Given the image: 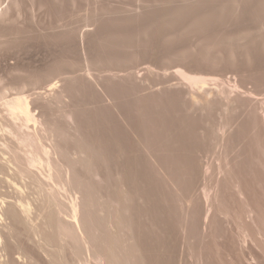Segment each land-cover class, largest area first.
<instances>
[{"label":"rangeland","instance_id":"rangeland-1","mask_svg":"<svg viewBox=\"0 0 264 264\" xmlns=\"http://www.w3.org/2000/svg\"><path fill=\"white\" fill-rule=\"evenodd\" d=\"M149 1L0 0V99L54 155L0 170V264H264V0Z\"/></svg>","mask_w":264,"mask_h":264},{"label":"bare ground","instance_id":"bare-ground-1","mask_svg":"<svg viewBox=\"0 0 264 264\" xmlns=\"http://www.w3.org/2000/svg\"><path fill=\"white\" fill-rule=\"evenodd\" d=\"M121 1V0H120ZM124 1V0H123ZM129 1V0H128ZM148 1V0H147ZM151 1V0H150ZM150 1H149V3H150ZM200 1V0H199ZM221 1V0H220ZM234 1V0H233ZM242 1V0H241ZM256 1V0H255ZM259 1H261V0H259ZM263 1V0H262ZM118 2V1H117ZM145 2V1H144ZM162 2V1H161ZM172 2V1H171ZM202 2V1H201ZM208 2H209V0H208ZM211 2V1H210ZM219 2V1H218ZM232 2V1H231ZM235 2V1H234ZM248 2V1H247ZM130 3H132V0H131V2ZM170 3V2H169ZM196 3V2H195ZM204 3H205V1H204ZM251 3H252V0H251ZM250 3V4H251ZM156 4V3H155ZM159 4V3H158ZM161 4V3H160ZM179 4V3H178ZM192 4V3H191ZM198 4H199V2H198ZM211 4H212V2H211ZM245 4V3H244ZM260 4V3H259ZM133 5V4H132ZM135 5V4H134ZM166 5V4H165ZM180 5H181V3H180ZM183 5V4H182ZM201 6L203 5V4H200ZM199 5V6H200ZM208 5V4H207ZM228 5V4H227ZM195 6V5H194ZM199 6H196L197 8L199 7ZM115 7V6H114ZM133 7V6H132ZM186 7V6H185ZM206 6H204V8H205ZM229 7V6H228ZM227 7V8H228ZM245 7V6H244ZM264 7V6H263ZM138 8V7H137ZM167 8V7H166ZM168 8H169V6H168ZM182 8V7H181ZM224 8V7H223ZM226 8V7H225ZM226 8V9H227ZM246 8H247V5H246ZM251 8V7H250ZM141 9V8H140ZM193 9V8H192ZM191 9V10H192ZM199 9V8H198ZM201 9V8H200ZM213 9V8H212ZM221 9V8H220ZM230 9V8H229ZM181 10V9H180ZM190 10V11H191ZM208 10V9H207ZM211 10V9H210ZM215 10V9H214ZM225 10V9H224ZM259 10V9H258ZM170 11V10H169ZM179 11V10H178ZM193 11V10H192ZM237 11V10H236ZM254 11V10H253ZM172 12V11H171ZM170 12V13H171ZM186 12H189L188 10H186ZM200 12V11H199ZM204 12V11H203ZM208 12V11H207ZM216 12V11H215ZM230 12H232V11H230ZM250 12V11H249ZM173 13V12H172ZM220 13V12H219ZM218 13V14H219ZM187 14H189V13H187ZM186 14V15H187ZM193 14H196V13H193ZM204 14V13H203ZM209 14V13H208ZM215 14V13H214ZM213 14V15H214ZM231 14H233V13H231ZM250 14H253V13H250ZM129 15V14H128ZM143 15V14H142ZM237 15V14H236ZM247 15H249V14H247ZM255 15H256V13H255ZM177 16V15H176ZM218 16V15H217ZM232 16V15H231ZM244 16V15H243ZM253 16H254V14H253ZM259 16V15H258ZM257 16V17H258ZM140 17V16H139ZM144 17V16H143ZM167 17V16H166ZM165 17V18H166ZM171 17V16H170ZM205 17V16H204ZM207 17V16H206ZM212 17V16H211ZM220 17V16H219ZM241 17V16H240ZM261 17V16H260ZM182 18V17H181ZM217 18V17H216ZM126 19V18H125ZM141 19V18H140ZM147 19V18H146ZM145 19V20H146ZM225 19H227V18H225ZM234 19H236V18H234ZM255 19V18H254ZM257 19V18H256ZM170 20V19H169ZM182 20V19H181ZM238 20V19H237ZM237 20H236V22H237ZM264 20V19H263ZM128 21V20H127ZM156 21V20H155ZM224 21H226V20H224ZM248 21H249V19H248ZM251 21V20H250ZM259 21V20H258ZM172 22V21H171ZM177 22V21H176ZM182 22V21H181ZM199 22V21H198ZM207 22V21H206ZM257 21H255V23H256ZM142 23H144V22H142ZM150 23V22H149ZM154 23V22H153ZM156 23V22H155ZM173 23V22H172ZM196 23V22H195ZM130 24V23H129ZM152 24V23H151ZM190 24V23H189ZM243 24V23H242ZM245 24V23H244ZM243 24V25H244ZM137 25V24H136ZM150 25V24H149ZM188 25V24H187ZM193 25V24H192ZM203 25H205L204 23H203ZM211 25V24H210ZM231 25V24H230ZM234 25V24H233ZM171 26V25H170ZM178 26V25H177ZM206 26V25H205ZM212 26V25H211ZM239 26V25H238ZM176 27V26H175ZM174 27V28H175ZM185 27V26H184ZM184 27H183V30H184ZM202 27V26H201ZM209 27V26H208ZM215 27V26H214ZM237 27V26H236ZM235 27V28H236ZM241 27V26H240ZM243 27V26H242ZM102 28V27H101ZM137 28V27H136ZM142 28V27H141ZM155 28V27H154ZM187 28V27H186ZM204 28V27H203ZM223 28V27H222ZM230 28H233V27H230ZM229 28V29H230ZM120 29V28H119ZM133 29V28H132ZM134 29H135V27H134ZM146 29V28H145ZM151 29V28H150ZM172 29V28H171ZM199 29V28H198ZM197 29V30H198ZM201 29V28H200ZM218 29V28H217ZM165 30V29H164ZM170 30V29H169ZM178 30V29H177ZM177 30H175V31H177ZM182 30V29H181ZM220 30V29H219ZM232 30V29H231ZM144 31V30H143ZM157 31V30H156ZM189 31V30H188ZM204 31V30H203ZM213 31V30H212ZM223 31V30H222ZM225 31H226V29H225ZM178 32V31H177ZM184 32H185V30H184ZM192 32V31H191ZM220 32V31H219ZM224 32V31H223ZM259 32V31H258ZM163 33V32H162ZM162 33H160V34H162ZM170 33H172V32H170ZM174 33V32H173ZM222 33V32H221ZM234 33H236V32H234ZM164 34V33H163ZM175 34V33H174ZM233 34V33H232ZM169 35V34H168ZM180 35V34H179ZM190 35V34H189ZM196 35V34H195ZM177 36V35H176ZM202 36V35H201ZM223 36V35H222ZM234 36V35H233ZM257 36V35H256ZM262 36V35H261ZM150 37V36H149ZM155 37V36H154ZM184 37V36H183ZM189 37V36H188ZM190 37H191V35H190ZM212 37V36H211ZM220 37V36H219ZM229 37V36H228ZM185 38V37H184ZM200 38V37H199ZM210 38V37H209ZM221 38V37H220ZM233 38V37H232ZM238 38V37H237ZM255 38V37H254ZM151 39V38H150ZM153 39V38H152ZM155 39V38H154ZM157 39V38H156ZM159 39V38H158ZM161 39V38H160ZM180 39V38H179ZM197 39V38H196ZM234 39V38H233ZM262 39V38H261ZM189 40V39H188ZM204 40V39H203ZM209 40H211V38L209 39ZM238 40V39H237ZM202 41V40H201ZM215 41H216V39H215ZM254 41V40H253ZM262 41V40H261ZM206 42V41H205ZM210 42V41H209ZM224 42V41H223ZM245 42H247V40L245 41ZM251 42V41H250ZM173 43V42H172ZM189 43V42H188ZM187 43V44H188ZM200 43V42H199ZM219 43H221V42H219ZM255 43V42H254ZM190 44V43H189ZM211 44H213V43H211ZM229 44V43H228ZM230 44H231V42H230ZM243 44V43H242ZM258 43H256V45H257ZM264 44V43H263ZM151 45V44H150ZM200 45V44H199ZM214 45H216V44H214ZM187 46V45H186ZM207 46V45H206ZM226 46V45H225ZM253 46V45H252ZM238 47V46H237ZM239 47H241V46H239ZM246 47V46H245ZM244 47V48H245ZM250 47V46H249ZM209 48V47H208ZM227 48V47H226ZM218 49V48H217ZM257 49H258V47H257ZM228 50V49H227ZM226 50V51H227ZM256 50V49H255ZM262 50V49H261ZM264 50V49H263ZM240 51H241V49H240ZM259 52V51H258ZM233 53V52H232ZM261 53V52H260ZM244 54V53H243ZM255 54V53H254ZM235 55H236V53H235ZM241 55V54H240ZM249 55V54H248ZM237 56V55H236ZM254 56V55H253ZM264 56V55H263ZM247 57V56H246ZM251 57V56H250ZM256 57V56H255ZM229 58V57H228ZM249 58V57H248ZM259 58V57H258ZM260 58H262V57H260ZM264 58V57H263ZM249 61V60H248ZM252 61H253V59H252ZM233 62V61H232ZM234 64H235V62H234ZM261 64H262V62H261ZM240 65V64H239ZM248 65V64H247ZM253 65H255V64H253ZM263 65V64H262ZM238 66V65H237ZM235 67V66H234ZM246 67V66H245ZM248 67V66H247ZM250 67V66H249ZM261 67V66H260ZM263 67H264V65H263ZM262 67V68H263ZM239 68V67H238ZM259 70V69H258ZM261 70H263V69H261ZM184 71V70H183ZM182 70H178V72H179V75L187 82V83H189L190 85H192V86H198V85H204V84H206V82H207V78H205V77H203V76H200V75H192V74H189V73H186V72H183ZM259 75V74H258ZM262 76V75H261ZM260 76V77H261ZM56 85V84H55ZM53 89V88H52ZM11 97V98H10ZM37 97H39V96H37ZM42 97V96H41ZM0 106L1 107H3L4 108V111H6L5 113L7 114V116H6V118L8 117V119H5V117L4 118H2V119H5V121L6 120H8V122H9V124H8V122H7V124L8 125H6V123H5V126H3L4 125V123H2L3 125H1L2 127V129H3V127H6L7 128V130H6V132H5V134H8V136L10 135V137L13 139H11L12 141H15V143L14 144H7V145H5V148H3V149H1L0 148V150L4 153L3 155H10V158L9 159H5V157L3 158H0V170H1V172L3 173H1L0 172V174H2V175H4V172L6 171V173H8L7 174V176H9L10 174H11V176H13L14 174H15V177L16 176H18V178L20 177V180H21V177H31V180L33 179L32 178V175H35V174H33V172H34V170H40L39 168H43L42 166H47L49 169H53V168H51L52 167V164H53V162L51 161L52 159H51V156H54L53 155V153H52V155L50 156V154H51V152H53V151H49L47 148L49 147H46L47 145H45L44 143H46V142H43L44 140H41L42 139V133H41V135L40 136H37V135H34V134H32V133H30L29 132V130H28V125H29V123H35L36 124V122H37V119H36V117L33 115V113H32V111H31V109H30V105H31V103L29 102V100H28V97H26V96H24V95H20V94H18V95H15V96H9V97H2L1 99H0ZM5 114V115H6ZM2 121V120H1ZM0 128V129H1ZM45 129V128H44ZM45 131V130H44ZM46 132V131H45ZM44 132V133H45ZM43 133V134H44ZM46 134V133H45ZM44 134V135H45ZM48 134V133H47ZM46 134V135H47ZM2 135H3V130H2ZM1 135V136H2ZM48 136V135H47ZM50 138H51V136H49ZM47 138V137H46ZM50 138H49V140H50ZM6 139H7V137H6ZM10 139V138H9ZM43 139H45V138H43ZM53 139V138H52ZM0 140H1V138H0ZM10 140V142H12ZM46 140V139H45ZM8 141V140H7ZM3 142V141H2ZM9 143V142H8ZM3 144H5V142L4 143H2V145ZM52 144V143H51ZM1 147V146H0ZM51 147V146H50ZM53 147H54V145H53ZM55 148V147H54ZM4 150V151H3ZM55 151H56V149H55ZM58 154V153H57ZM1 155V154H0ZM2 155V156H3ZM5 155V156H6ZM1 157V156H0ZM7 157V156H6ZM57 157V156H56ZM8 158V157H7ZM57 160V159H56ZM59 160V159H58ZM52 162V163H51ZM58 163V162H57ZM59 164V163H58ZM61 164V163H60ZM68 165H66V167H67ZM12 167H13V170L15 171H13L12 170ZM45 169V168H44ZM49 169H47V170H49ZM62 169V168H61ZM60 169V170H61ZM69 169V168H68ZM13 171V172H11L10 173V171ZM8 171V172H7ZM52 171V170H51ZM67 171V170H66ZM48 172V171H47ZM55 172V171H54ZM14 173V174H13ZM34 173H36V172H34ZM53 174V173H52ZM51 173L48 175V180H51L52 179V175ZM57 174V173H56ZM55 175V174H54ZM63 175V174H62ZM45 176V175H44ZM47 176V175H46ZM57 176V175H56ZM4 177V176H3ZM26 177V178H27ZM47 178V177H46ZM54 178V177H53ZM65 178V177H64ZM56 179V178H55ZM16 180V179H15ZM14 180V181H15ZM17 180H19V179H17ZM47 180V181H48ZM14 181H12V182H14ZM34 182H35V180H33ZM32 181V182H33ZM37 181V180H36ZM21 183V182H20ZM61 183V182H60ZM59 183V184H60ZM16 184V183H15ZM14 184V185H15ZM36 184V183H35ZM39 184V183H38ZM37 184V185H38ZM52 184V183H51ZM11 185V184H10ZM18 185V184H17ZM41 185V184H40ZM39 185V186H40ZM13 186V185H12ZM19 186V185H18ZM48 186V185H47ZM59 186H61V185H59ZM65 187V186H64ZM15 188V187H14ZM25 188V187H24ZM42 190H43V188L42 187H40ZM46 188V187H45ZM62 188V187H61ZM17 189H19V187L17 188ZM48 189V188H47ZM25 190V189H24ZM25 192H26V190H25ZM36 192H37V190H36ZM42 192V191H41ZM40 192V193H41ZM29 192H27V194H28ZM59 194V193H58ZM62 194V193H61ZM11 195V194H10ZM22 195V194H21ZM21 195H19V196H21ZM30 195V194H29ZM28 195V196H29ZM42 195V194H41ZM76 195V194H75ZM50 196H52V193H50ZM62 196V195H61ZM60 196V197H61ZM11 197V196H10ZM26 196H24V198H25ZM42 197H44V196H42ZM23 198V197H22ZM28 197H26V199H27ZM13 199V198H12ZM44 199V198H43ZM62 200V199H61ZM3 201V200H2ZM5 201V200H4ZM10 201V200H9ZM47 201V200H46ZM51 201V200H50ZM49 201V202H50ZM65 201V200H64ZM17 202V201H16ZM19 203H15V205L13 204V206H12V209L9 211V213L7 214L8 215V217L10 218V219H12L13 221H19L20 219H22V217H20L21 215H23V217L24 216H26L27 214H28V212L30 211V209H28L27 207V205L25 204V202H24V204L26 205H24L23 204V202H21L20 203V201H18ZM76 202V201H75ZM40 204V203H39ZM44 204V203H43ZM63 205V204H62ZM67 205V204H66ZM8 206H10V205H8ZM42 206V205H41ZM81 206V205H80ZM40 207V206H39ZM44 207V206H43ZM64 207V206H63ZM77 205L75 204V205H73L72 206V212L74 213V215H76V213H78L77 212ZM37 209V208H36ZM65 209V208H64ZM71 209V208H70ZM81 209V208H80ZM42 210V209H41ZM37 211V210H36ZM64 212V215H65V213H67V215L69 214L68 213V211L65 209L64 211H62V213ZM30 213V212H29ZM45 213V212H44ZM71 213V212H70ZM38 214V213H37ZM36 215V214H35ZM62 215V214H61ZM42 216V215H41ZM48 216V215H47ZM3 217H4V215H3ZM26 217H28V216H26ZM32 218V217H31ZM34 219H35V217H33ZM42 218V217H41ZM40 218V219H41ZM47 218V217H46ZM50 218V217H49ZM25 219V218H24ZM3 220V219H2ZM26 221H27V218L25 219ZM24 220V221H25ZM65 220V219H64ZM23 221V220H22ZM39 221V220H38ZM46 221V220H45ZM77 221V220H76ZM35 222V221H34ZM64 222V221H63ZM66 222H67V219H66ZM70 222H72V221H70ZM79 222V221H78ZM18 223V222H17ZM26 223V222H25ZM39 223V222H38ZM62 223V222H61ZM60 223V224H61ZM21 224V223H20ZM23 224V223H22ZM36 224V223H35ZM41 224H42V222H41ZM40 224V225H41ZM44 224V223H43ZM69 224V223H68ZM46 225V224H45ZM78 225V224H77ZM30 226V225H29ZM32 226H33V224H32ZM66 225L64 224V227H65ZM75 226V225H74ZM34 227V226H33ZM39 227V226H38ZM46 227V226H45ZM70 227V226H69ZM82 227V226H81ZM16 228V227H15ZM72 228V227H71ZM33 229V228H32ZM44 229V228H43ZM66 229V228H65ZM74 229V228H73ZM79 229H81V228H79ZM71 230V229H70ZM28 231V230H27ZM33 231V230H32ZM40 231H41V229H40ZM43 231V230H42ZM81 231V230H80ZM28 232H30V231H28ZM27 232V233H28ZM38 232H39V230H38ZM38 232H36V233H38ZM69 232V231H68ZM67 232V234H69ZM74 232V231H73ZM78 232V231H77ZM76 232V233H77ZM86 232V231H85ZM26 233V232H25ZM42 233V232H41ZM82 234V233H81ZM37 235V234H36ZM63 235V234H62ZM71 235V234H70ZM87 235V234H86ZM65 236H67V235H65ZM79 236V235H78ZM107 236V235H106ZM109 236V235H108ZM34 237V236H33ZM39 237V236H38ZM77 237V236H76ZM84 237H86L85 235H84ZM87 238V237H86ZM89 238V237H88ZM94 238V237H93ZM99 238V237H98ZM59 239V238H58ZM70 239V238H69ZM77 239V238H76ZM67 240V239H66ZM89 240H90V238H89ZM98 240V239H97ZM100 240V239H99ZM144 240H146V239H144ZM94 241V240H93ZM143 241V240H142ZM57 242V241H56ZM69 242H70V240H69ZM84 242V241H83ZM82 242V243H83ZM60 243H61V241H60ZM63 243H64V240H63ZM66 243V242H65ZM78 243H79V240H78ZM84 243H86V242H84ZM83 243V244H84ZM101 243V242H100ZM56 244V243H55ZM82 244V245H83ZM96 244H97V242H96ZM68 245H70V243L68 244ZM76 245H77V243H76ZM81 245V246H82ZM86 245V244H85ZM54 246V245H53ZM57 246V245H56ZM73 246V245H72ZM96 246V245H95ZM63 247V246H62ZM80 247V246H79ZM93 247V246H92ZM92 247H91V249H92ZM117 247H118V245H117ZM49 248V247H48ZM54 248V247H53ZM72 248V247H71ZM82 248V247H81ZM81 248H79L78 250H76L77 252L74 254V256L73 257H75L76 256V258H77V260H79V261H81V251H83V249H84V247H83V249L81 250V251H79ZM88 247H86L85 248V250L87 249ZM149 248V247H148ZM97 251H98V248H95ZM102 249H104V248H102ZM145 249V248H144ZM50 250V249H49ZM58 250V249H57ZM60 250V249H59ZM58 250V251H59ZM64 250V249H63ZM124 250V249H123ZM54 251V250H53ZM99 251H101V250H99ZM108 250H106V252H107ZM111 251V250H110ZM109 251V252H110ZM119 251H121V250H119ZM56 252V251H55ZM60 252V251H59ZM63 252V251H62ZM73 252V251H72ZM92 252V251H91ZM103 252H104V250H103ZM112 252V251H111ZM83 253V252H82ZM93 253V252H92ZM102 253V252H101ZM105 253V252H104ZM114 253V252H113ZM124 253H125V251H124ZM148 253V252H147ZM62 254V253H61ZM106 254V253H105ZM57 255H59V254H57ZM106 256V255H105ZM95 257V256H94ZM102 257V256H101ZM101 257L100 256H98L97 254H96V257L95 258H98L97 259V261H96V263L97 264H103V262L104 261H102L103 259H101ZM107 257H108V255H107ZM55 258H56V256H55ZM93 258V257H92ZM106 258V257H105ZM73 259V258H72ZM83 259V258H82ZM90 259V258H89ZM114 259V258H113ZM63 260V259H62ZM86 260V259H85ZM91 260V259H90ZM56 261H58V260H56ZM64 261V260H63ZM66 261V260H65ZM74 261V260H73ZM72 261V262H73ZM87 261V260H86ZM68 262V261H67ZM89 262V261H88ZM111 262H113V261H111ZM56 263V262H55ZM62 263V262H61ZM60 263V264H61ZM74 263H76V261L74 262ZM81 263H85V262H81ZM92 263V262H91ZM6 264V263H5ZM59 264V263H58ZM66 264V263H65ZM68 264V263H67ZM77 264V263H76ZM88 264V263H87Z\"/></svg>","mask_w":264,"mask_h":264}]
</instances>
